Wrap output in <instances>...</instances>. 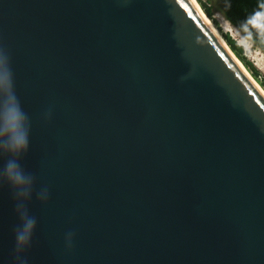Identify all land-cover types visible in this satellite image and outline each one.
Returning <instances> with one entry per match:
<instances>
[{
  "label": "water",
  "instance_id": "1",
  "mask_svg": "<svg viewBox=\"0 0 264 264\" xmlns=\"http://www.w3.org/2000/svg\"><path fill=\"white\" fill-rule=\"evenodd\" d=\"M196 7L0 0L30 121L26 264H264V96ZM15 205L0 186V264Z\"/></svg>",
  "mask_w": 264,
  "mask_h": 264
},
{
  "label": "clouds",
  "instance_id": "2",
  "mask_svg": "<svg viewBox=\"0 0 264 264\" xmlns=\"http://www.w3.org/2000/svg\"><path fill=\"white\" fill-rule=\"evenodd\" d=\"M240 47L249 50L257 41L264 42V0L235 30ZM255 80V79H254ZM30 121L15 92L10 59L0 55V157L7 156L0 168V186H10L16 201L15 210L21 224L15 231L16 259L26 264L22 254L31 246L36 220L28 214L26 202L33 192L34 177L21 167L20 159L29 150ZM41 201L48 199V190L38 193ZM71 245L72 233L66 237Z\"/></svg>",
  "mask_w": 264,
  "mask_h": 264
},
{
  "label": "trees",
  "instance_id": "3",
  "mask_svg": "<svg viewBox=\"0 0 264 264\" xmlns=\"http://www.w3.org/2000/svg\"><path fill=\"white\" fill-rule=\"evenodd\" d=\"M197 2L206 16L216 25H218V22L213 15L214 7L218 9L230 25H232L235 29H238L245 18L257 9L258 3L262 2V0H197ZM222 36L233 53L250 72L251 76L264 89V78L259 75L258 71L251 64V62L247 61L243 56L242 48L236 44L235 40L232 39L228 33L222 32ZM254 46L264 53V42L257 41Z\"/></svg>",
  "mask_w": 264,
  "mask_h": 264
},
{
  "label": "rangeland",
  "instance_id": "4",
  "mask_svg": "<svg viewBox=\"0 0 264 264\" xmlns=\"http://www.w3.org/2000/svg\"><path fill=\"white\" fill-rule=\"evenodd\" d=\"M213 15L218 22V25H216L211 19L210 22L216 29V31L222 36L223 33H228V35L235 40L236 44H238V37L236 33V29L230 25V23L223 17V15L216 9L213 8ZM206 15V14H205ZM223 38V36H222ZM224 39V38H223ZM242 48V47H241ZM242 54L246 58L247 61L251 62V64L255 67V69L258 71L259 75L264 78V53L256 48L254 45L249 50H245V48H242ZM250 73V72H249Z\"/></svg>",
  "mask_w": 264,
  "mask_h": 264
},
{
  "label": "bare ground",
  "instance_id": "5",
  "mask_svg": "<svg viewBox=\"0 0 264 264\" xmlns=\"http://www.w3.org/2000/svg\"><path fill=\"white\" fill-rule=\"evenodd\" d=\"M195 5L197 6L196 8L198 9V11L201 13V16L203 17V19L207 22V24L210 26V28L214 31L215 35H217L218 39L220 41H222V43H226V41L222 38V36H220V34L216 31V29L214 28V26L212 25V23L210 22V20L207 18L206 15H204L201 11V9L199 8V6L197 5L195 0H192ZM225 41V42H224ZM227 44V43H226ZM225 44V47H226ZM228 46V44H227ZM232 52V51H231ZM235 57V56H234ZM235 60L237 61V63L239 64V66L245 71V73L247 74V76L251 79V81L255 84V86L259 89V91L262 93V95L264 96V90L260 87V85L257 83L256 80H254L251 76V74L249 73V71L246 69V67L243 65V63L237 58L235 57Z\"/></svg>",
  "mask_w": 264,
  "mask_h": 264
}]
</instances>
